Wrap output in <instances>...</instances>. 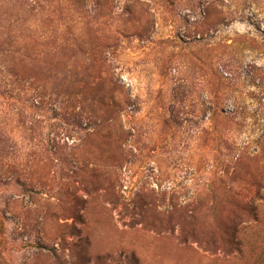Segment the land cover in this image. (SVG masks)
<instances>
[{
	"label": "rangeland",
	"instance_id": "obj_1",
	"mask_svg": "<svg viewBox=\"0 0 264 264\" xmlns=\"http://www.w3.org/2000/svg\"><path fill=\"white\" fill-rule=\"evenodd\" d=\"M0 264H264V0H0Z\"/></svg>",
	"mask_w": 264,
	"mask_h": 264
},
{
	"label": "trees",
	"instance_id": "obj_2",
	"mask_svg": "<svg viewBox=\"0 0 264 264\" xmlns=\"http://www.w3.org/2000/svg\"><path fill=\"white\" fill-rule=\"evenodd\" d=\"M229 222H230V226H228L224 231L221 232L220 237L216 238V235L214 233L211 234V232H209V236L211 237L210 242L212 244H216L222 242V243H226L227 245H232L234 244L233 241V235L235 233V225H236V220L235 218H233L232 216L229 218ZM216 239H219V241H217Z\"/></svg>",
	"mask_w": 264,
	"mask_h": 264
}]
</instances>
